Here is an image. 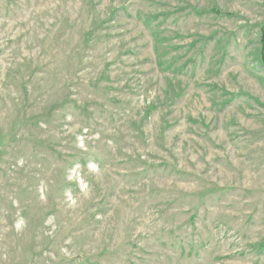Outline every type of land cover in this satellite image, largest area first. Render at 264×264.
Wrapping results in <instances>:
<instances>
[{
  "label": "rangeland",
  "instance_id": "rangeland-1",
  "mask_svg": "<svg viewBox=\"0 0 264 264\" xmlns=\"http://www.w3.org/2000/svg\"><path fill=\"white\" fill-rule=\"evenodd\" d=\"M263 3L0 0V264H264Z\"/></svg>",
  "mask_w": 264,
  "mask_h": 264
},
{
  "label": "clouds",
  "instance_id": "clouds-1",
  "mask_svg": "<svg viewBox=\"0 0 264 264\" xmlns=\"http://www.w3.org/2000/svg\"><path fill=\"white\" fill-rule=\"evenodd\" d=\"M67 119L69 121L72 120L71 116H68ZM87 129H84V133H87ZM78 140V144L77 146L81 149V150H87L86 146H85V140L83 136H78L77 137ZM84 168L85 166L81 165V164H75V166H73L69 171L68 174L66 176V180L68 184H75L78 189L79 192L78 194H73L70 191H65V202L67 204L68 207L71 208H75L79 205L80 203V197L81 195L84 198H88L91 196V192H92V187L91 184L84 179ZM87 171L92 174L93 176L96 177H102L103 175V170L100 167V165L96 162H88L86 165ZM46 191V187H42L40 189L41 192V198H44V192ZM13 205L17 206L18 205V201H13ZM53 218H49L48 221H46L47 223H51ZM13 229L19 233L22 232L26 227H27V220L23 217V216H19L18 219L15 220L14 224L12 225ZM52 233L50 232L49 235H51Z\"/></svg>",
  "mask_w": 264,
  "mask_h": 264
},
{
  "label": "trees",
  "instance_id": "trees-1",
  "mask_svg": "<svg viewBox=\"0 0 264 264\" xmlns=\"http://www.w3.org/2000/svg\"><path fill=\"white\" fill-rule=\"evenodd\" d=\"M260 46H261V48H260V63L262 65L263 69H264V22H263V24L261 26Z\"/></svg>",
  "mask_w": 264,
  "mask_h": 264
}]
</instances>
